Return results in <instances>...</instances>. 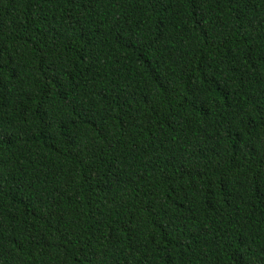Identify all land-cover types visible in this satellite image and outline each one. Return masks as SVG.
Segmentation results:
<instances>
[{
	"label": "trees",
	"instance_id": "16d2710c",
	"mask_svg": "<svg viewBox=\"0 0 264 264\" xmlns=\"http://www.w3.org/2000/svg\"><path fill=\"white\" fill-rule=\"evenodd\" d=\"M0 264H264V0H0Z\"/></svg>",
	"mask_w": 264,
	"mask_h": 264
}]
</instances>
